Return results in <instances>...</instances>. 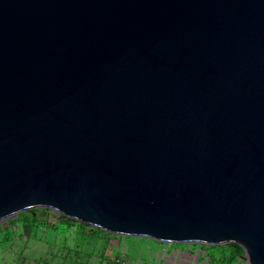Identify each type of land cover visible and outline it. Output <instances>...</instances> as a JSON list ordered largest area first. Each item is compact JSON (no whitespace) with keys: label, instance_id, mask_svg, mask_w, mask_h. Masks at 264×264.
Wrapping results in <instances>:
<instances>
[{"label":"water","instance_id":"95a60500","mask_svg":"<svg viewBox=\"0 0 264 264\" xmlns=\"http://www.w3.org/2000/svg\"><path fill=\"white\" fill-rule=\"evenodd\" d=\"M30 208L264 264V0H0V222Z\"/></svg>","mask_w":264,"mask_h":264},{"label":"rangeland","instance_id":"374dc122","mask_svg":"<svg viewBox=\"0 0 264 264\" xmlns=\"http://www.w3.org/2000/svg\"><path fill=\"white\" fill-rule=\"evenodd\" d=\"M30 209L0 222V264H171L168 256L177 252L192 256L190 263L225 264L231 250L100 232L51 210ZM229 264L249 263L241 254Z\"/></svg>","mask_w":264,"mask_h":264},{"label":"trees","instance_id":"16d2710c","mask_svg":"<svg viewBox=\"0 0 264 264\" xmlns=\"http://www.w3.org/2000/svg\"><path fill=\"white\" fill-rule=\"evenodd\" d=\"M34 209H36V208H32V209H30V210H34ZM41 209H43V208H41ZM29 210V211H30ZM43 210H50V209H43ZM52 211V210H51ZM28 213V210H23L22 212H20L19 213V215L20 214H22V213ZM62 218H65L66 220H69V221H72V222H76V223H79L80 225H83V226H86V227H91L93 230H96V231H102V230H100L99 228H96V227H93V226H91V225H88V224H85V223H81V222H78V221H75V220H73V219H70V218H67V217H65V216H63V215H61V214H59ZM224 245H228L230 248H231V250H230V254H229V256L227 257V259H226V263L225 264H229L230 262H232L233 260H234V258L236 257V256H239V255H241L242 253H243V250H242V248L239 246V245H237V244H234V243H230V244H224ZM214 246H220V245H214Z\"/></svg>","mask_w":264,"mask_h":264},{"label":"bare ground","instance_id":"6f19581e","mask_svg":"<svg viewBox=\"0 0 264 264\" xmlns=\"http://www.w3.org/2000/svg\"><path fill=\"white\" fill-rule=\"evenodd\" d=\"M192 256H188L186 253H181V252H177V253H173V255L168 256V260L171 264H196L194 263H190L189 260H194V258H191Z\"/></svg>","mask_w":264,"mask_h":264}]
</instances>
